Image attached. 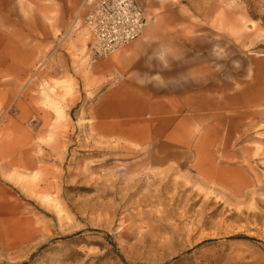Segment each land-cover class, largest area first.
Returning <instances> with one entry per match:
<instances>
[{
	"label": "rangeland",
	"instance_id": "rangeland-1",
	"mask_svg": "<svg viewBox=\"0 0 264 264\" xmlns=\"http://www.w3.org/2000/svg\"><path fill=\"white\" fill-rule=\"evenodd\" d=\"M82 1L0 0V264H264V0H149L121 66Z\"/></svg>",
	"mask_w": 264,
	"mask_h": 264
},
{
	"label": "built area",
	"instance_id": "built-area-1",
	"mask_svg": "<svg viewBox=\"0 0 264 264\" xmlns=\"http://www.w3.org/2000/svg\"><path fill=\"white\" fill-rule=\"evenodd\" d=\"M83 16L91 39V62L137 39L146 22L144 8L137 0H91Z\"/></svg>",
	"mask_w": 264,
	"mask_h": 264
},
{
	"label": "crops",
	"instance_id": "crops-1",
	"mask_svg": "<svg viewBox=\"0 0 264 264\" xmlns=\"http://www.w3.org/2000/svg\"><path fill=\"white\" fill-rule=\"evenodd\" d=\"M44 2V4L42 5V7L45 10H48L49 12L53 13L54 12V16H53V22L51 25L54 26H58V27H62L63 26V22L64 19H66V17L68 16V14L72 11V9H74L77 5V3L80 0H42ZM91 0H83L82 3L86 2V4L88 5L89 2ZM138 3H140L142 5V7L144 8V12H145V7H147L149 5V0H137ZM161 2H164L165 0H160ZM15 3H20L21 0H14ZM8 6H10L8 4ZM9 8V9H8ZM6 8L7 10H11L10 7ZM12 14L6 15L5 20L6 23L14 26L15 23V19H14V9H12ZM12 15V17H11ZM146 15V14H145ZM77 20V19H76ZM78 21V20H77ZM39 25H43L46 26V29L44 30L45 32V37L44 40H50L51 39V31L48 28L47 23H41L39 20ZM76 26V25H75ZM147 26V21L144 25V36L142 37V39H139L137 42H135L133 45H128L126 47L123 48V50H121L120 52H118L116 55H114L111 60L118 62L119 65L121 66L122 62L125 61V59L128 58V53L129 51H131L132 49H134L135 47H143L146 46L145 43H149L148 45H152L153 43V39L151 34V30L150 27H146ZM85 27V26H84ZM146 27V28H145ZM86 28V27H85ZM78 29V28H77ZM76 30V28H75ZM74 29H72V32L75 31ZM3 32H0V40L2 41H15L16 40V35H15V31L14 29L4 32V34H2ZM59 34V33H58ZM91 39V35L89 33V40ZM88 40V42H89ZM88 42L86 44V50H88ZM159 50L160 51V55L158 56L159 59L163 60V62L165 61V57H163L162 55H165V48L162 44H159ZM117 51V50H116ZM115 53V51L113 52ZM88 57V55H87ZM89 59V58H88ZM102 64V63H101ZM156 85H159V82H156ZM162 89H157V94L159 93V91ZM130 101V100H129ZM128 104V105H127ZM127 104H117V106H113L108 104L107 106L104 107V109L101 111L102 115H106V116H118V115H122V114H129L132 112H139L141 110L144 111V109H149L153 114H158V113H162V112H166V106H167V102L165 101H155L152 104L149 105H145V104H139V105H135L131 102H128ZM161 109V112H160ZM102 127H104L105 129H107L110 132H114L118 135H125L127 137H132L133 135V131L130 130V128L126 129V131H122L121 127L119 126L120 124L117 122V120L115 121H104L102 122ZM101 125H98L101 127Z\"/></svg>",
	"mask_w": 264,
	"mask_h": 264
},
{
	"label": "bare ground",
	"instance_id": "bare-ground-1",
	"mask_svg": "<svg viewBox=\"0 0 264 264\" xmlns=\"http://www.w3.org/2000/svg\"><path fill=\"white\" fill-rule=\"evenodd\" d=\"M75 22H76V21L74 20V23H75ZM145 23H146V22H145ZM75 25H76V24H73V25H72V27L74 28V30H75ZM144 25H145V24H144ZM87 30H88V29H87ZM142 31H143V29H142ZM114 51H116V50H114ZM114 51H113V52H114Z\"/></svg>",
	"mask_w": 264,
	"mask_h": 264
}]
</instances>
